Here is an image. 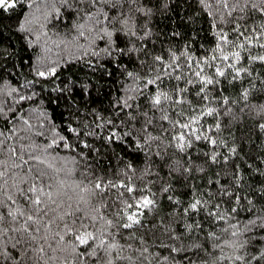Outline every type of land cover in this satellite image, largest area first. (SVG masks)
Returning <instances> with one entry per match:
<instances>
[{
  "label": "snow or ice",
  "instance_id": "obj_1",
  "mask_svg": "<svg viewBox=\"0 0 264 264\" xmlns=\"http://www.w3.org/2000/svg\"><path fill=\"white\" fill-rule=\"evenodd\" d=\"M148 2L0 0V13H12L19 9L17 28L26 41V47L40 48V54L35 57L36 64L32 66L37 77H56L58 69L66 62L60 57L53 59L48 55L51 51L49 41L57 49L61 44L65 49H70L68 60L85 62L90 68L94 64L99 65L101 60L116 64L123 68L121 77L127 78L131 87L125 88L124 95L117 97L115 104L131 108L133 105L129 104V100L139 96L150 109L159 110L161 119L168 122V128L164 131L171 136L166 145L185 153L194 141L203 140L213 147L218 144L228 147V151L234 153V147L226 145L223 139L212 133L213 128L217 132L222 128L216 120V108L202 104V110L192 115L181 110L179 115H187L186 121L169 119L165 113V101L185 103L182 93L186 89L178 88L173 83V78L177 82L184 79L178 71H182L178 62L180 56L169 49L165 59V55L156 54L145 47L151 32L147 17L153 13ZM216 3L227 11L228 16L234 11L245 13L249 8L264 13V0H259V3L234 0L231 4L229 0H216ZM223 10L219 13L220 19L227 23ZM136 13L143 15L138 17ZM216 35L219 41L215 43L213 51L218 52L220 58L216 55L205 56L202 63L199 58L194 61L191 55L184 54L188 71L203 85L197 96L201 101H207L209 97L202 94L208 85L219 83L217 77H220L226 81L240 80L242 94L238 95H242L246 101L254 86L249 79V87H243L245 77L252 76V71L244 65L258 61L264 68V17L257 26L245 28L244 31L237 28L232 39L223 29ZM138 44L140 47H137ZM254 50L256 54H253ZM133 53H136L135 61L129 62L135 63V69L129 70L122 61ZM205 68L212 69L214 74H208ZM186 83L193 81L187 79ZM87 87L85 84L82 90H87ZM260 91L264 94V86ZM13 92L17 93L12 97L13 103L17 99H30L20 94L18 88L7 90L5 95L12 96ZM178 92L181 94L177 95ZM223 100L227 104L229 97L224 96ZM136 106L142 107V104ZM9 110L5 102H0V116ZM20 110L23 111V108ZM254 110L260 117L258 127L264 130V103L255 105ZM128 115L136 118L131 112ZM143 115L145 121L141 131L144 135L141 137L138 134L133 143L143 154L142 157L138 154V158L143 159L144 166L139 167L126 160L116 174L98 170L97 156L92 154L102 155L100 149L90 144L87 138H81L87 135L95 139L105 123L112 124L111 120L100 119L99 114V123L97 119L91 121L97 131H88L89 124L83 123L81 127L86 130L85 133L71 126L73 140L61 136L52 138L49 143H41L33 138V133L43 138L49 130L33 128L26 116L20 115L18 119L13 116L6 120L5 127L9 122L12 126L7 134L0 131V136L4 137L0 140V147L8 141L13 142L0 152V240L3 241L0 243V261L4 264H51L53 261L55 264H151L155 255L166 264H264V208L259 209L261 215H253L247 220L240 217V207L250 212L252 206L250 198L246 205L240 204L242 196L237 194L241 186L240 177H234L235 186L221 185L215 193L209 191L205 196L196 192L191 196L182 212L193 215L203 213V224L188 222L185 215L179 218L181 230L172 226L177 223L173 219L161 229L163 239L153 231L164 224L163 219H156L154 224L148 222L149 214L155 219L159 209L157 191L168 193L170 190L166 185L153 190L159 172L166 167L190 173L192 168L186 167L183 158H177L175 153L165 159L161 145L153 147L152 142L159 137H153L147 131L153 120L148 119V112ZM205 115L212 118L211 124L201 121ZM197 122H200L199 126ZM39 123L43 125L44 121ZM120 123L124 124L123 121ZM51 130L55 131L54 128ZM131 135L126 126L123 129L113 126L107 129V134L101 140L117 143ZM163 150L166 152V147ZM188 159L191 161L190 157ZM209 159L215 162L217 153L212 151ZM223 159L227 161L228 156H223ZM196 170L204 169L196 165ZM153 175L155 178H150ZM113 190H116L115 196H112ZM261 192L264 193V188ZM226 198L230 199L222 208ZM167 199L181 204L180 198L175 195H167ZM149 233L151 241L145 239ZM257 244L261 246L257 247ZM156 247L166 250L168 255L149 251ZM49 252L51 255H48Z\"/></svg>",
  "mask_w": 264,
  "mask_h": 264
},
{
  "label": "trees",
  "instance_id": "obj_2",
  "mask_svg": "<svg viewBox=\"0 0 264 264\" xmlns=\"http://www.w3.org/2000/svg\"><path fill=\"white\" fill-rule=\"evenodd\" d=\"M232 2L234 0H229L230 4ZM252 2L259 3V0H252ZM148 7L153 8V13L147 17L151 32L145 41V47L156 54L165 55V59H167L169 49L180 56L178 62L181 64L182 71H178L184 79L177 82L173 78V83L177 84L178 88L186 89L182 93L185 103L180 104L175 98V103L165 101V113L169 119L177 118L186 121L188 116L181 117L179 115L181 110L192 115L202 110V104L216 108V120L221 123L222 128L218 132L213 128L212 133L223 139L226 145L234 147V153L228 151V147L219 144L213 147L203 140L194 141L185 153H179L172 145H166L165 142L171 140V136L164 131L168 128V122L161 119L162 114L159 110L150 109L148 103L139 96L135 97V100H129V104L133 105L131 108L115 104L117 97L124 95L125 88L131 87L129 80L121 77L123 68L117 67L116 64H108L105 60H101L99 65L94 64L90 68L85 62H78L76 59L68 60L70 49H65L63 44L57 49L49 41L51 51L48 55L53 59L60 57L66 62L61 69H58L56 77H37L32 66L36 64L35 57L40 54V48L26 47V41L17 28L19 9L12 13H0V102H5L10 109L5 115L0 116V131L7 134L12 123L9 122L5 127L6 120H10L13 116L18 119L20 115H24L33 128L38 131L49 130L43 138L33 133V138L41 143H49L52 138L61 136H67L71 141L73 140V135L70 134L71 126L78 127L82 133H85L86 130L81 125L87 123L89 124L88 131H97L91 121L97 119V114H99L100 119L111 120L112 124L105 123L99 129L100 135L95 139L87 135L81 138H87L90 144L100 149L102 155L92 154L97 156L98 170L116 174L123 168L126 160L138 164L139 167L144 166L143 159L138 158V154L140 157L143 154L139 153L133 141L138 134L141 137L144 135L141 131L145 121L143 113L148 112V119H152L153 124L147 131L153 137H159L152 142L153 147L161 145V152L165 159H169L175 153L177 158H183L186 167L192 168L190 173H184L183 170L177 172L174 168L166 167L159 172V179L156 180L153 190L157 191L162 185L169 186L170 190L168 193L157 191L159 209L155 214V219L152 214H149L148 222L154 224L156 219H163L164 224L157 226L153 231L163 239L164 233L161 229L175 219L177 223L172 226L181 230L182 222L179 218L185 215H187L188 222L196 221L203 224L201 219L203 213L185 214L182 208L196 192L206 196L209 191L217 192L221 185L235 186L234 177H240L241 180V186L237 189V194L242 196L240 204L246 205L248 198L252 201L250 212H246L244 207L239 208L240 217L247 220L253 215H261L259 209L264 208V198H262L264 193L261 192L264 188V130L258 127L260 117L256 114L254 106L264 103V94L260 91L264 86V68L258 61L244 65L252 71V76L245 77L243 87H249V79L254 86L248 100L245 101L242 95H238V93L242 94L240 80L226 81L224 78L217 77L219 83L215 86L208 85L202 94L207 95L209 99L201 101L197 92L203 85L192 72L188 71L184 54L191 55L194 61L199 58L202 63L205 56L216 55L220 58L219 53L213 51L215 43L219 41L216 33L223 29L232 39L237 28L244 31L245 28L259 25L264 13L249 8L245 10V13L234 11L231 16H228L227 11L223 10L216 0H204L203 3L201 0H149ZM222 10L225 11L227 23L220 19L219 13ZM136 15L139 17L143 13H136ZM137 47L140 45L138 44ZM253 54H256L255 50ZM73 55H75L74 52ZM135 56L136 53H133L131 57L123 58L122 62L128 65L129 70L135 69V63L129 62L130 60L135 61ZM141 58H143L142 53ZM193 68L195 69L194 65ZM205 72L214 74V71L209 68H205ZM187 79H192L193 83L187 84ZM85 84L88 86L87 90H82ZM167 87L166 85L165 90ZM12 88H18L20 94L27 95L30 99L25 101L17 99L13 103L12 97L17 96V93L13 92L12 96L5 95V92ZM180 94L177 93V95ZM224 96L229 97L227 104L223 100ZM188 101L191 103L189 104ZM137 104H142V107H137ZM21 107L23 111L20 110ZM129 112L136 118L132 119L128 115ZM41 120L44 121L43 125L39 123ZM121 121L124 124H121ZM201 121L211 124L212 118L205 115L201 117ZM99 122L100 120L97 119V123ZM199 123L197 122V126ZM113 126L121 129L126 126L132 135L117 143L102 142L101 138L107 134V129ZM53 128L55 131L51 130ZM19 135L18 133L17 138ZM2 139L4 137L0 136V140ZM12 142H6L3 147H0V152H3L8 143ZM23 143H28V141H23ZM16 147L19 151V143ZM80 147L83 148V145ZM165 147L166 152L163 150ZM212 151L217 153L215 162L209 159ZM225 155L228 156L227 161L223 159ZM152 159L159 160L158 157ZM196 165L204 170L197 171ZM150 178L155 177L153 175ZM115 195L116 190H113L112 196ZM167 195L179 197L181 204L177 205L174 200H168ZM227 199L230 198L222 202V208ZM204 226L207 227V225ZM145 239L151 241V233ZM2 242L0 240V243ZM8 247L12 251L10 245ZM149 251L168 255L166 250L159 247L150 248ZM48 255L51 253L49 252ZM0 264L4 262L0 261ZM151 264H166V262L154 255Z\"/></svg>",
  "mask_w": 264,
  "mask_h": 264
}]
</instances>
